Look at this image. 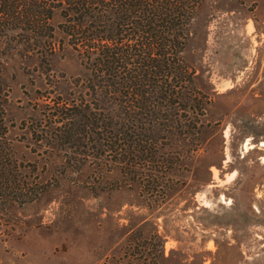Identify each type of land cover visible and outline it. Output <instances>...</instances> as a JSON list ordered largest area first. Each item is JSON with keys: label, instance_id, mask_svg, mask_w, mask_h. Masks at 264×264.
Masks as SVG:
<instances>
[{"label": "rangeland", "instance_id": "obj_1", "mask_svg": "<svg viewBox=\"0 0 264 264\" xmlns=\"http://www.w3.org/2000/svg\"><path fill=\"white\" fill-rule=\"evenodd\" d=\"M51 22V48L20 44L4 60L9 137L32 194L2 210L0 264H264V0H203L183 56L205 102L188 118L209 131L160 187L105 153L50 146L41 131L85 93L61 18Z\"/></svg>", "mask_w": 264, "mask_h": 264}, {"label": "trees", "instance_id": "obj_2", "mask_svg": "<svg viewBox=\"0 0 264 264\" xmlns=\"http://www.w3.org/2000/svg\"><path fill=\"white\" fill-rule=\"evenodd\" d=\"M202 3L0 0V215L8 204L28 203L32 194L27 183H20L23 164L9 137V88L3 73L10 52L20 44L51 48V21L59 15L58 28L85 70V93L63 103L57 126L41 132L47 137L53 131L54 150H71L87 157L84 161H100L105 153L130 180L160 187L155 179L176 173L185 164L188 142L198 152L209 131L206 121L188 118L194 111L204 116L205 102L183 56Z\"/></svg>", "mask_w": 264, "mask_h": 264}]
</instances>
